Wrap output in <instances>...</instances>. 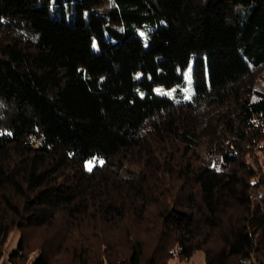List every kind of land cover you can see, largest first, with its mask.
<instances>
[{
  "label": "trees",
  "instance_id": "obj_1",
  "mask_svg": "<svg viewBox=\"0 0 264 264\" xmlns=\"http://www.w3.org/2000/svg\"><path fill=\"white\" fill-rule=\"evenodd\" d=\"M261 67L264 0H0V258L264 264Z\"/></svg>",
  "mask_w": 264,
  "mask_h": 264
},
{
  "label": "rangeland",
  "instance_id": "obj_2",
  "mask_svg": "<svg viewBox=\"0 0 264 264\" xmlns=\"http://www.w3.org/2000/svg\"><path fill=\"white\" fill-rule=\"evenodd\" d=\"M186 81L189 85L192 84V69L191 67L188 68L186 71ZM255 87L264 91V67L258 68L255 76ZM159 92L169 94L171 97L176 96L175 87L171 88H164L161 86L157 87ZM255 158L257 160L259 174L261 175V190L264 191V138L261 140L258 148L256 149ZM20 238V233L15 232L9 240L8 247L6 254L3 258H0V264H12L8 260V253L9 251L17 244ZM32 241L40 240V234H32L31 235ZM35 255V253L33 254ZM169 264H205V252L202 249L196 250L194 254L189 258H181L180 256H174L170 259Z\"/></svg>",
  "mask_w": 264,
  "mask_h": 264
}]
</instances>
